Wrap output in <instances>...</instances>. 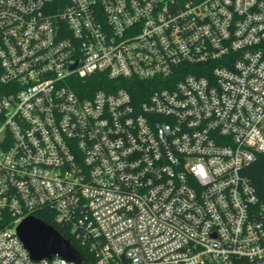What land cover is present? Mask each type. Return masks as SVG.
<instances>
[{"label": "built area", "instance_id": "1", "mask_svg": "<svg viewBox=\"0 0 264 264\" xmlns=\"http://www.w3.org/2000/svg\"><path fill=\"white\" fill-rule=\"evenodd\" d=\"M262 154L264 0H0V264H264Z\"/></svg>", "mask_w": 264, "mask_h": 264}, {"label": "water", "instance_id": "2", "mask_svg": "<svg viewBox=\"0 0 264 264\" xmlns=\"http://www.w3.org/2000/svg\"><path fill=\"white\" fill-rule=\"evenodd\" d=\"M16 235L33 261L58 257L69 262L81 263L85 259L70 242L52 226L27 217L16 227Z\"/></svg>", "mask_w": 264, "mask_h": 264}, {"label": "trees", "instance_id": "3", "mask_svg": "<svg viewBox=\"0 0 264 264\" xmlns=\"http://www.w3.org/2000/svg\"><path fill=\"white\" fill-rule=\"evenodd\" d=\"M131 93L134 94V89L132 90L129 88ZM245 174L248 177L251 186H253L254 192L256 196L261 200L264 201V154H262L253 164H251L248 168L245 170ZM35 218L52 226L64 239L68 240L70 244L78 251L83 257L88 260V254L85 252L84 249L80 248L66 233L63 231L59 226H57L53 222V218L51 217H44L41 215H35Z\"/></svg>", "mask_w": 264, "mask_h": 264}]
</instances>
